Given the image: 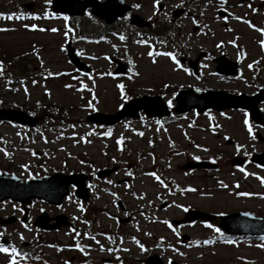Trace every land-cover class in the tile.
I'll list each match as a JSON object with an SVG mask.
<instances>
[{"label":"rangeland","instance_id":"obj_1","mask_svg":"<svg viewBox=\"0 0 264 264\" xmlns=\"http://www.w3.org/2000/svg\"><path fill=\"white\" fill-rule=\"evenodd\" d=\"M2 2L10 3L9 1H12L14 5L23 6L27 3H34L37 2L40 4L42 8H44V3L46 0H0ZM129 2H132L134 0H128ZM230 3L235 4L239 2L240 0H229ZM243 2V7L241 8H233L231 11L237 13L238 15H241L242 13L247 12L248 10L245 7L244 0H241ZM258 3V1H256ZM35 7V6H34ZM140 15L144 16L145 18H153V11L150 5V0H143L142 7L139 9L138 12ZM157 19H161V17H158ZM252 19L257 22L258 24H262V19L259 15H252ZM199 22V20H197ZM177 24L184 25L183 28L187 29L186 36H189V26L190 21L182 20L178 21ZM62 22L60 20H52L51 22L46 23L47 29L43 32L41 31H34L33 33H27L21 31L20 28L17 27H10L14 32L9 33L7 36L0 35V47L4 49H12L14 51H25L31 47V45H37L39 47L43 46V49L38 51L39 52V58L43 61V69L44 70H54L58 68H65L67 67L66 59L64 57V52L60 49V45L62 44V39L64 38L63 34H65L63 31H61ZM72 26L76 31V35H72L69 33V36L72 37L74 46L81 50L82 56L84 57V61L93 65L94 67H98L101 69H109L110 65L106 61L105 57L107 55H115V56H122L124 60H127L129 63L131 61V69L133 71L132 74H130L126 78L117 79L116 81H110V80H102L98 81V95H99V110L103 112H112L115 110V104H114V96H115V90H114V84L116 83H123V84H131V85H139L142 88L143 87H149V86H161L164 83H169L172 85H175L176 87H180V85L189 83L190 80L185 77V73L183 71L178 70L175 68V65L171 62L166 61L163 57L159 58H153L148 55L149 46L136 44L133 41L126 42V43H119L114 37L108 38V41L101 42V43H89L85 42L81 39V35L83 33L87 35H93L100 31L102 28V24L94 19L89 20L85 19L83 21L80 20H73ZM120 26H124V23H121ZM56 28L58 31L52 32L50 29ZM219 30H221V26L218 27ZM232 29V31H227L226 29ZM224 34L219 37H215L212 39V36H208L205 39H202L201 36H198L197 39L194 38L195 42L201 44L202 41L204 44L210 47V49L214 48V44L218 39H226L229 38L232 32H237L238 34H241V41L244 42L239 44V50H248L249 48L253 47V45L256 43L258 36L249 33L248 30L244 28V26L237 24L236 22H233L231 20L226 27ZM179 31H176V34H178ZM184 31H182V34ZM179 36V35H178ZM178 36L174 35L171 37L172 41H174L175 38ZM245 37L248 38L250 41L251 47H249L246 44ZM199 39L201 41L199 42ZM198 41V42H197ZM162 48L163 46L160 45ZM195 47V45L191 46ZM197 49H200L199 47H196L194 51ZM193 52V51H192ZM258 54H255L252 57H256ZM153 59H155V65L152 64ZM41 62V61H40ZM38 70V68H37ZM134 73H136L134 75ZM131 77V78H130ZM40 83V82H39ZM57 85L56 83L53 84L54 88H51L50 95L45 94L44 90L41 88L37 89H28V94L26 95L23 90H16L13 93H5L0 92L1 96H6L8 100H6L7 103L10 104H22L29 107H34L35 103L38 101H41L43 104L53 103L58 105H68L75 103L78 105V109L72 114V118L74 120H82L87 115L88 107L86 104H83L84 99L86 97H81L77 92H74L70 87H61L59 85L58 88L55 87ZM209 86L212 88H225L232 90L231 85L226 86L224 84H216L209 83ZM235 89H243L241 86H235ZM244 91L250 92L251 90H245ZM1 99V98H0ZM204 117L197 120V123L203 124L205 123L204 120L202 121ZM190 118H187L185 120V123H193ZM236 119L239 121L240 116L238 115ZM178 121L169 123V128L167 132L169 134H175L176 139L173 141L176 143V150L180 151L182 148L187 149V153L189 157L197 156L198 150L196 148H193V139H197V142H200L203 137L206 135V131L196 129L193 127L188 128V136L182 137L178 131L177 125ZM240 122H225L223 131L225 133H242ZM192 125V124H190ZM161 124L159 123H150V122H132V123H125L123 125H120L118 129L114 132L115 137H119L124 135L127 139L128 143V155H121L120 153H117L116 151L108 152L107 154L112 157L115 162L120 164L122 166L121 171L115 177V181L117 180H125L128 172L136 171V175L138 176L136 179L132 181L133 189L130 192H127L125 190L120 191V197L121 202L127 207L128 212L132 210H136L141 205H145L148 203V206L151 207L149 209L152 213H157L162 218H176L182 215L183 207L191 206L193 207V202L196 203L194 207H199L197 209L204 210V211H213L215 213L218 212H224V211H230V210H238V209H250V210H259L262 214H264V184L261 183V181L257 178L254 180H243L238 177L239 174H236L235 172H227L226 169H219V171L216 172V174L207 175L208 179V185L209 186H215L216 178L221 179L225 184L228 185L227 190H222L216 187H213L211 192V196H203V197H197L193 194H186L183 196L178 195H167L163 194L165 191H162L160 189H156L157 196H151L148 199H145V201H137L135 196L133 195V191H139L140 189H143V187L140 184L148 183V189L147 186H144V190H150L151 186H153V182L149 178H144L143 174L141 173L142 168H149L152 166L153 163H155L154 155H164L170 150L171 144L169 142L167 143V140L165 138V133L161 129ZM65 132V130H63ZM143 132L144 135L140 136L137 133ZM51 136V134L49 135ZM157 136V137H156ZM54 137V143H53V149H57V158L53 160H46L47 165L49 166H56L58 163V159H61L62 157L66 156V154H70L71 152H67L62 146L66 143V141H58L60 140V137ZM142 138V139H141ZM159 138V140L157 139ZM191 138V139H189ZM58 139V140H57ZM152 139H155L156 145H151ZM19 142V140L17 141ZM71 142H68V146ZM40 148V147H39ZM69 149L74 152V155L78 152L79 155H89L93 161H99V157H101V153L98 156H95L92 152H83V150L75 149L73 147L69 146ZM85 150V149H84ZM126 156H129V158L126 159ZM1 157V155H0ZM186 155H176L167 161H163L159 159L162 163L165 164L167 169H160L159 172L163 176V178L168 182L169 185H173L172 187L177 186H194L198 189L202 188V190H207L209 187L205 186L203 182L201 181V177H196V173H188L185 172V170L182 169V166L184 163H186L187 160ZM126 159V160H124ZM101 161H103L101 159ZM106 162H109V158L105 159ZM104 161V162H105ZM100 164V163H99ZM54 166V167H55ZM136 166H139L137 169ZM129 169H126V168ZM136 168V169H134ZM256 177H264V173L261 171H256ZM239 184V186H250L251 188H254V192L257 194V199L250 200V201H241L235 197L232 196L231 193L234 191L233 183ZM201 190V189H200ZM231 192V193H230ZM195 194V193H194ZM199 194V193H196ZM163 200H170L173 201V205L170 207L168 211H160L157 207V204H159ZM197 201H201L198 203ZM97 205L106 207L108 211L114 215H118L119 218H127V215L124 213H121L117 207H114L113 201L112 203L109 202V204H106L104 201L97 200ZM157 203V204H156ZM177 205H180L181 207H178ZM14 206L10 203H5L0 206V217H4L12 213ZM47 210L48 207L46 205L38 202L35 203V205L31 208L32 214L36 215L38 214L41 209ZM72 212L77 215V213L72 210ZM71 212V213H72ZM92 219V217H90ZM137 221L140 223L142 227H144L143 231H147L148 233H155V236L153 235L152 238L149 235H144L145 241H147L150 245L154 242L159 241L160 238L165 237L167 235L168 237L172 236L170 234H167V232L164 230L163 227H160L158 225H152L146 222V220L141 219L140 216L137 217ZM98 222L101 223L99 225H103L105 223H109L108 219L105 216H99ZM81 224V223H80ZM112 225V222H110ZM85 227V226H84ZM127 230L131 229V226H125ZM8 235L11 239L18 241V243H21L20 240V234H23L25 239L23 241H33L35 240V236L38 235L34 229L28 227L25 228L24 226L15 225L13 227H9ZM0 232H2V229L0 228ZM186 233L192 235L193 237H196L197 235H202L204 231L201 229V226L199 223L195 224L193 228L186 229ZM18 234V237L16 236ZM130 234V233H128ZM40 240H44L47 237L52 238H58L61 242L65 243L69 239V235L66 231H63L59 234L56 233H50V234H40ZM108 247V246H107ZM129 249V251H123V249ZM152 250L154 252H157V255L162 256V253L164 256H162L163 262H167L168 259L173 256L177 259L174 261H177L182 264H264V253L263 250H254L252 247H248L246 245H231V244H220L217 248L213 250V252H210L211 255H205L204 257H199L198 252H195L191 249H187V251L183 252H171L169 254L166 250L160 248L158 245H154ZM41 251L44 252L48 263H55V264H64V261H66L69 257L73 256L76 257L75 264L83 263L85 260L88 261V264H97L99 262L102 263L103 259H110V252L106 251L103 253H99V251H95L94 254L90 251H85V255L90 256L83 258L81 257V254L76 255V253H72L69 256H59L56 254V251L52 248H44ZM120 251V253H119ZM118 255L120 257L119 261L124 260L125 264H142L143 260L147 257V254L145 251H141L139 248H137L132 242L125 241L123 244L119 246ZM122 252V253H121ZM151 253V252H149ZM179 253H184L183 256H181ZM93 255V256H92ZM9 256L3 253H0V264H8Z\"/></svg>","mask_w":264,"mask_h":264},{"label":"snow or ice","instance_id":"obj_2","mask_svg":"<svg viewBox=\"0 0 264 264\" xmlns=\"http://www.w3.org/2000/svg\"><path fill=\"white\" fill-rule=\"evenodd\" d=\"M46 2H47V3H51V0H46ZM227 2H228V0H221V4H222V5L227 4ZM160 3H161V0H153V13H152L153 15H156V14L159 13V11H160ZM209 3H211V0H209ZM239 6L242 7L243 5H239ZM132 7H134L135 9H140V8L142 7V5H140V4L137 3V4H134ZM174 7H183V0H181V3H180L179 5H174ZM248 7H249V8H252V5L249 4ZM222 11H223V12H227V15H222L221 17H219L220 19L224 20L225 23H227V21H228L230 18H234V19H236V20H240V21H242L243 23L247 24L250 28L254 29L255 31L259 32L262 36H264V28H259V27H257V26H256L255 24H253L251 21L246 20V19H244V18L241 17V16H235V17H233V14H232L231 12H228V9H227V8H223ZM252 11H253V12H256V11H258V10L255 9V8H252ZM47 15H51V14L46 13V16H47ZM201 15H203V13H201ZM0 16H2V14H0ZM2 18H4V19H8V20H13V19H17V20H19V19H22V18H23V19H27L28 17L24 16V14L21 13L20 15H9V16L2 17ZM31 18H32V19H40L39 16H33V17H31ZM64 19L67 20L68 17L65 16ZM125 19H127V17H125ZM149 19H151V17H149ZM192 22H193V24H197V25H198V23H199L195 18H192ZM24 27H25L26 29H29V30H32V31H41V32H43V31L46 30V29H44V28H40V27H38V26L35 25V24H33V25H27V24H25ZM9 30H10V29H7V28H0V32H7V31H9ZM50 30H51L52 32H56V31H58V29H56V28H52V29H50ZM226 30H227V31H232V29H230V28H229V29H226ZM68 31L71 32L72 29L69 28ZM65 35L67 36V33H65ZM120 39H121V40H124L125 37H124V36H120ZM236 39H238V37H237ZM236 39L230 41V43H232L234 46H237V47H238V45L236 44ZM139 43H146V42H145V41H139ZM160 43L164 44V43H166V41H160ZM222 43H223V42H221V44H222ZM221 44H218L217 47H218V48L221 47ZM259 44H260V47H261L262 49H264V39H261V40L259 41ZM33 48L35 49V46H33ZM62 50H63V49H62ZM77 54L80 55L81 53H77ZM36 55H37V58L39 59V52H38V51H36ZM148 55H149L150 57H153V58H155V57H157V56H165V57H169V58H171V60L173 61V63L176 65L177 68H182V67H183V66L181 65L179 59L177 58L176 54H174V53H172V52H168V51L158 52V51L152 50V51H149V52H148ZM245 55H246V53H242V52H241V53H238V56H239L240 60H243V59L245 58ZM105 59H109V58H108V57H105ZM155 62H156L155 59H153V63H155ZM130 63H131V61H130ZM258 63H259V61H253L252 64H249V65H248V68H249V69H253L254 65H256V64H258ZM41 66H43V61H42V60H41ZM183 71L188 72L189 70H188L187 68H183ZM65 74H66V73H58V74H55V75H65ZM135 74H136V73H134V75H135ZM189 74H191V73H189ZM4 75H5V65H4V62H3V61H0V77H2V76H4ZM48 75L51 76V75H54V74L51 73V72H49ZM109 75H111V73H109ZM130 78H131V77H130ZM89 79H91V76H89ZM8 83L10 84V83H12V81L9 80ZM32 83H33V85H35L36 81H33ZM20 84H21V85H24V84H25V81H24V80H21V81H20ZM65 87H72V85H65ZM165 87H168V85H165ZM86 88H87V85H82V87H81L80 89H78V90L83 91V90H85ZM118 88L120 89L121 98H122L124 101H127V100L129 99V97H128V96L126 95V93H125V86H124V84H119V85H118ZM89 90H91V89H89ZM24 92H25L26 95L28 94V88H27L26 86L24 87ZM49 95H50V93H49ZM92 100H96L95 95H93ZM92 100H90V101L88 102L87 107L91 108L93 111H96L97 109L95 108L94 104L92 103ZM123 106H124L123 104L120 105L121 108H123ZM168 107H169V108L172 107V101H171V100L168 101ZM222 115H223V113H222ZM245 116H247V113H245ZM157 123H159V121H157ZM244 124L247 126V131H248V133L251 135L252 139L255 140V139H256V135H255L254 132H253V127H252V125L249 123V120H248V119H245V120H244ZM71 127L74 128L75 125H72ZM213 131H215V128H213ZM91 134H92V133H89V135H91ZM111 134H112V133H111V129H109L108 132L105 133V135H107V136H111ZM137 134L140 135V136H143V135H144L143 132H139V133H137ZM225 139H229V137L226 136ZM84 142H85V143H89L90 141H88V140L85 139ZM123 143H124V138H123V137H121L119 140H117V144H119V145H123ZM240 149H241V146H240V145H237V152H239ZM120 150L123 151V148L121 147ZM0 151H4V150H3V149H0ZM204 151H207V149H204ZM7 155H8V153L5 151V156H7ZM33 155H35V153H33ZM193 159L199 160V157H193ZM113 162H115V160H113ZM80 163L83 164L84 161H80ZM25 167H26V166H25ZM239 170H240L241 172H244V173H245V177H247L248 175H254V174H251V173H247V172H245V169L242 168V167H241ZM127 175L131 176L132 173H131V172H128ZM147 175H150V176L155 177V179H156L157 181H159L162 185H164V181L161 180V178H160L158 175H156L155 172L147 173ZM256 178L259 179V180L261 181L262 184H264V177H259V176H257ZM108 183L111 184L112 181L109 180ZM220 185H221V187H223V188H228V185L225 184L223 181H220ZM164 186L166 187L167 185H164ZM89 187L91 188L92 185H89ZM129 187H130V185H129ZM235 187L238 188V187H239V184H236ZM185 191H196V189H194V188H188V189H186ZM113 195H115V194H113ZM237 195H239V196H250V195H252V194L241 192V193H237ZM139 198H140V199H143V197H139ZM69 199H71V197H69ZM177 206H178V207H181L180 205H177ZM183 210H184L185 212H187V211H188V208H184ZM41 211H43V209H41ZM80 211H81V212L84 211L83 206L80 207ZM125 215H128V213L125 212ZM220 215H224V213H220ZM243 215L247 216V215H250V214H249V213H244ZM74 219H76V218H74ZM117 223H119L118 220H117ZM163 223L166 224V225H167L170 229H172L174 232L176 231L175 228L173 227V225H172L169 221L165 220V221H163ZM24 227H25V228H28V225H27V224H24ZM205 227L210 228V229H213V231L216 232L217 234H219L220 237H222V238L224 237V233L221 231L220 228H218V227H214L212 224H205ZM137 230H139V229H137ZM4 235H5V232H0V238H2ZM85 235H88V234L86 233ZM146 235H150V233H146ZM177 235H179V233H177ZM76 236H80V233H79V232H76ZM88 238L91 239V240H93V241H95L96 244L100 245V241L97 240L95 236H89ZM106 238H107L108 240H110V241L113 240V237H111V236H107ZM24 239H25L24 235H23V234H20V240L23 241ZM262 239H264V237H262ZM133 240H134L135 243L139 246V248L141 249V251H147V249L145 248V246H144L142 243H140L139 240H136L135 237H133ZM225 242L228 243V244H232V243H234V241H232V240H230V239H229V240H226ZM121 243H123V238H121ZM204 243H205V244H210V243H213V241H211V240H206V241H204ZM50 246H51V245H50ZM75 247H76L78 250H80L81 252L84 251V248H83L79 243H77V244L75 245ZM260 247H261V248H264V244H261ZM100 251L113 252V251H115V250L112 249V248L105 249L103 245H100ZM123 251H129V249H126V248H125V249H123ZM174 251H175V249H174ZM0 253L6 254V255L9 256L8 264H20V260L17 259V257H20V259H24V258L27 256V253L21 255V253L17 250V248H16L15 246H10V245L6 246L5 243H0ZM179 254H180L181 256L184 255V253H179ZM116 259H117V260H120V257L117 256ZM65 264H68V262L66 261ZM121 264H123L122 261H121ZM169 264H172V261H171V260H169Z\"/></svg>","mask_w":264,"mask_h":264}]
</instances>
